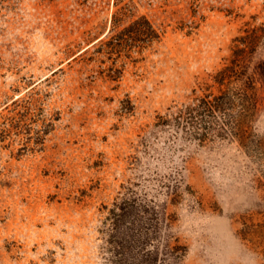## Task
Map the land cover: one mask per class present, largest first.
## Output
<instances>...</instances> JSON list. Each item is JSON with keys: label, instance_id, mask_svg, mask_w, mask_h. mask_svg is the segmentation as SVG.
<instances>
[{"label": "rangeland", "instance_id": "rangeland-1", "mask_svg": "<svg viewBox=\"0 0 264 264\" xmlns=\"http://www.w3.org/2000/svg\"><path fill=\"white\" fill-rule=\"evenodd\" d=\"M115 1L0 0V264H101L124 186L168 200L183 264H264V165L238 142L154 129L264 20V0H132L165 37L137 66L118 59L113 82L98 73L111 62L69 61L109 33ZM178 171L196 196L164 193Z\"/></svg>", "mask_w": 264, "mask_h": 264}, {"label": "trees", "instance_id": "trees-1", "mask_svg": "<svg viewBox=\"0 0 264 264\" xmlns=\"http://www.w3.org/2000/svg\"><path fill=\"white\" fill-rule=\"evenodd\" d=\"M115 7L109 33L69 61L85 65L111 62L98 73L113 82L120 81L124 73L125 64L119 68L118 59L137 66L165 37V31L147 15L135 12L132 0H116ZM71 52L69 48L67 53ZM263 120L264 20L246 22L224 65L198 82L189 103L160 115L154 129L171 130L200 145L216 140L238 142L252 160L264 165ZM177 173L163 183L167 197L183 192L196 196L182 172ZM123 189L113 205L106 206L101 264H183L189 247L174 229L168 200L160 202L156 194L134 187ZM260 226L264 228V223Z\"/></svg>", "mask_w": 264, "mask_h": 264}]
</instances>
